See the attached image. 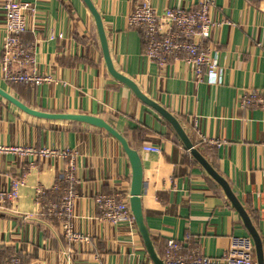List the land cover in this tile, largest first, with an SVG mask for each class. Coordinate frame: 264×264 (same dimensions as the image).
I'll return each instance as SVG.
<instances>
[{"label": "crops", "instance_id": "0c3cea01", "mask_svg": "<svg viewBox=\"0 0 264 264\" xmlns=\"http://www.w3.org/2000/svg\"><path fill=\"white\" fill-rule=\"evenodd\" d=\"M27 1L35 11L27 14V30L20 39L29 59L12 63L10 70L48 79L39 84L5 79V12L0 0V87L36 110L99 116L125 136L141 160L142 212L159 256L164 257L172 239L181 245L183 257L219 258L248 251L255 259L252 238L221 188L207 177L171 125L108 73L84 2ZM91 1L101 16L115 69L179 120L252 214L263 238L264 0H211L212 18L222 22L206 40L220 69L215 82L206 74L196 81L191 67L181 61L161 65L145 56L144 34L128 22L143 0ZM147 1L158 12L168 7L194 10L199 2ZM251 93L261 102L243 105ZM0 146L58 152L0 153V190L7 192L13 180L21 181L17 197L0 202V262L17 255L24 264H86L93 259L101 264L152 263L135 223L103 220L95 201L97 194L129 196L131 167L113 136L85 123L31 116L0 96ZM70 159L75 196L66 220L76 239L63 233V220L54 215L67 188L62 176Z\"/></svg>", "mask_w": 264, "mask_h": 264}, {"label": "built area", "instance_id": "2783aa9c", "mask_svg": "<svg viewBox=\"0 0 264 264\" xmlns=\"http://www.w3.org/2000/svg\"><path fill=\"white\" fill-rule=\"evenodd\" d=\"M4 9V29L6 38L3 44L2 69L5 79L11 82H23L39 84L47 80L44 76L30 74L21 70L16 74L10 70L12 63L27 62L28 52L23 47L21 35L26 32V17L30 12L35 11L34 5L27 0H3ZM214 9L211 0H199L198 7L190 10L183 7H168L162 12H158L147 0L138 2L133 13L129 17V25L143 32L146 39V49L144 54L157 64H166L170 61H181L190 66L193 78L201 81L204 74L210 81L215 82L219 76L217 58L212 55L210 46L206 45V40L210 38L213 28L218 27L222 22H217L212 18ZM261 97L255 93L247 95L243 100V105H254L261 102ZM203 141H205L203 139ZM144 149L159 152L156 146H145ZM0 153H14L21 156H48L57 154V150L48 148H31L21 146H0ZM62 181L67 188L61 199L60 208L54 215L63 220V233L69 238L76 239L74 233L67 223V213L70 211L73 192L74 162L69 160L66 166L65 175ZM20 180L12 181L11 189L7 192L0 190V202L11 203L17 197V189ZM40 191V190H39ZM96 203L101 207V218L112 224L128 223L133 224L134 218L129 206V196L122 193L97 194ZM264 246V237L262 238ZM242 246V245H241ZM247 248L246 246H242ZM181 245L175 240H168L164 250L163 260L165 264H257L248 251H231L219 258H212L203 255H190L183 257L180 255ZM0 264H24L19 256L12 255L3 260ZM86 264H101L93 259ZM153 264V263H148ZM264 264V259L263 263Z\"/></svg>", "mask_w": 264, "mask_h": 264}, {"label": "water", "instance_id": "95a60500", "mask_svg": "<svg viewBox=\"0 0 264 264\" xmlns=\"http://www.w3.org/2000/svg\"><path fill=\"white\" fill-rule=\"evenodd\" d=\"M89 12L93 16L99 43L101 54L106 65L108 73L117 81L126 85L133 94L144 104L152 108L157 112L166 122H168L176 135L180 139L183 146L192 156V158L200 165L204 173L207 175L210 180L217 184L223 193V195L228 200L231 207L237 212L243 226L250 235L254 245L255 251V261L257 264H262L264 259V247L262 243V238L258 233V230L254 226L252 219L246 209V207L240 202L237 196L234 194L231 189L230 184L211 164V162L201 153V151L196 147V145L190 140L189 136L186 134L184 128L182 127L179 120L171 114L168 110L160 106L157 102L148 98L137 86V84L124 74L120 73L113 66L107 37L103 27L101 16L99 15L97 9L95 8L91 0H82ZM0 96L6 99L11 104L15 105L17 108L23 112L46 120H65L69 122H80L85 123L90 126L100 128L105 130L111 136H113L123 148L125 152L130 167H131V182L129 190V206L131 213L134 218V223L136 225L137 231L142 238L143 244L145 246L146 252L149 255V258L153 264H165L163 258L159 256L154 242L151 238L149 230L145 224L143 212H142V203H141V192L143 186V169L141 165V160L136 149L131 147L128 143V140L123 134L118 132L113 128L105 119L99 116H93L84 113H55V112H45L31 108L21 102L19 99L14 97L12 94L0 87Z\"/></svg>", "mask_w": 264, "mask_h": 264}, {"label": "trees", "instance_id": "16d2710c", "mask_svg": "<svg viewBox=\"0 0 264 264\" xmlns=\"http://www.w3.org/2000/svg\"><path fill=\"white\" fill-rule=\"evenodd\" d=\"M249 214H250V212H249ZM251 217H252V214H251ZM54 219H56L55 217H53ZM11 257V256H10ZM5 259H7V257L5 258Z\"/></svg>", "mask_w": 264, "mask_h": 264}]
</instances>
